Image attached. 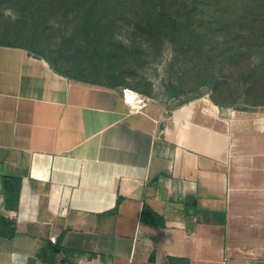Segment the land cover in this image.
I'll return each mask as SVG.
<instances>
[{
	"label": "crops",
	"instance_id": "1",
	"mask_svg": "<svg viewBox=\"0 0 264 264\" xmlns=\"http://www.w3.org/2000/svg\"><path fill=\"white\" fill-rule=\"evenodd\" d=\"M123 89L0 45V264H264V113Z\"/></svg>",
	"mask_w": 264,
	"mask_h": 264
},
{
	"label": "trees",
	"instance_id": "2",
	"mask_svg": "<svg viewBox=\"0 0 264 264\" xmlns=\"http://www.w3.org/2000/svg\"><path fill=\"white\" fill-rule=\"evenodd\" d=\"M0 2L6 3H0V7L6 6L17 12L27 13L28 16L23 13L22 15L33 22L36 28L40 21H46L44 18H48L47 22L51 24L48 25L49 28L57 26L53 29L62 30L67 26L68 30L77 24L73 29L72 40L82 33L85 35V42L93 45L95 51H100L99 42H96L100 40H96L99 38L97 31L105 27L104 23H109L110 14L118 13L120 9L136 14L133 20L123 19L125 21L121 26H127L141 37L161 34L164 37L169 36L168 38H172L180 46L187 44L203 46L207 41H212L207 45L209 48L201 52L200 59L195 60V64H199L198 69L202 65L214 69L217 84L210 97L211 101L221 108H230L228 100L234 99L237 102L240 98H245L244 100L254 107L261 106L257 100L264 97V0H0ZM170 11L171 15L168 14ZM52 18H56L57 22H51ZM45 29L44 32H47ZM0 45L15 46L34 53L25 46L5 43ZM103 49L105 53L107 44H103ZM179 52L176 50V57L180 55ZM39 57L46 59L55 68L46 57ZM218 85H231L232 88L230 92H225L227 90H220ZM4 182L8 191L7 184L10 180L4 179ZM142 220L149 225L164 227L163 220L149 207L144 208Z\"/></svg>",
	"mask_w": 264,
	"mask_h": 264
},
{
	"label": "rangeland",
	"instance_id": "3",
	"mask_svg": "<svg viewBox=\"0 0 264 264\" xmlns=\"http://www.w3.org/2000/svg\"><path fill=\"white\" fill-rule=\"evenodd\" d=\"M22 13L10 7H0V43L25 46L33 50V54L46 57L57 70L76 79L100 82L113 88L134 89L145 97L167 104L169 110L189 102L208 100L214 93L217 84L214 69L205 65L198 69L199 64H195L212 41L203 46H180L169 36L161 34L141 37L127 26H121L123 19L133 20L136 14L120 9L109 15L110 24L104 23L105 27L97 31L99 38L96 40H100L96 42H99L100 51H95L93 45L85 42L82 33L72 40L77 24L68 30L67 26L62 30L53 29L57 26L49 28L51 24L47 22L48 18H44L46 21H40L36 28ZM168 14L171 15V11ZM54 21L56 18H52L51 22ZM103 44H107L105 53ZM176 50L180 51L178 57ZM217 87L227 90L225 92L232 88L231 85ZM235 96L237 98V94ZM244 99L227 101L231 104L229 115L264 113V97L257 100L261 103L257 107Z\"/></svg>",
	"mask_w": 264,
	"mask_h": 264
},
{
	"label": "built area",
	"instance_id": "4",
	"mask_svg": "<svg viewBox=\"0 0 264 264\" xmlns=\"http://www.w3.org/2000/svg\"><path fill=\"white\" fill-rule=\"evenodd\" d=\"M121 100L130 115H145L149 106L155 102V100L145 97L129 88L122 90Z\"/></svg>",
	"mask_w": 264,
	"mask_h": 264
}]
</instances>
